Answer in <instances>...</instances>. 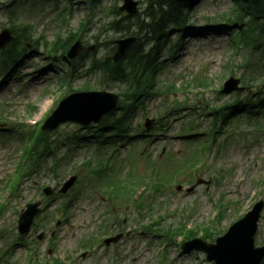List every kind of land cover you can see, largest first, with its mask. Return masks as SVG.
Segmentation results:
<instances>
[{
	"label": "rangeland",
	"instance_id": "1",
	"mask_svg": "<svg viewBox=\"0 0 264 264\" xmlns=\"http://www.w3.org/2000/svg\"><path fill=\"white\" fill-rule=\"evenodd\" d=\"M122 1L98 0V4L89 6L84 0H75L76 4L66 14L65 0H0V32L11 26L16 34L26 36L27 33L18 30L24 25L29 27L32 41L29 40L32 46L25 44L23 50L19 38L16 47L22 54L21 59L15 62L13 71L8 75L2 77L0 71V205L4 207L0 216V264H28L31 249L35 256L32 264H44L45 260L52 262L56 258L70 259L67 264H160L163 255L167 257L165 264H213L206 260L202 252L182 253L177 238L165 246L162 237L144 233L142 229L147 226L154 230L176 229L180 224L187 223H190L188 228L194 230H201V227L212 229L217 208L227 204V210L214 226L223 231L245 216L257 201L264 203L263 121V132L258 138L249 135V126L245 124L223 127L211 151H205L206 165H197L199 169L192 179L181 175L167 186L162 180V191L153 195L147 189L135 201L130 198V193L137 192L141 187L137 188L134 177L132 182L122 183L119 188L113 182L106 184L105 188L111 189L113 194L120 192L114 202H109L108 197L96 190L103 180L97 181L80 166L95 157L92 138L71 148L60 163L57 158L63 156L68 147L58 145L60 148L49 156L45 168L35 176L26 177L16 193L11 192L7 182L17 177V165L22 160L19 154H23L26 133L33 127L39 131L40 122L56 109L64 97L88 88L113 93L119 96V101L125 100L122 96L127 92L125 85L110 84L109 80L100 84L101 74L92 70V61L95 59L98 66L99 61L111 58L113 41L122 37L110 24L119 14L125 15L117 10ZM137 1L140 14L144 9V0ZM232 6L233 0H196L191 8H186L189 27L183 33L170 32L166 45L160 51L166 62L159 63L155 69L156 87L164 89L173 83L178 92L174 97L163 94L143 98L142 104L136 105L131 125L136 128L143 126L146 120L152 122L150 129H158L154 137L147 140L139 137L125 141L122 146L117 145L121 141L116 138L110 141L112 143L107 148L101 149L102 156L107 160L103 169L108 171L112 181L122 179L133 169L145 176L149 174L148 163H151V171L154 170L155 174L159 170L161 176L171 178V171L185 165L188 160L186 155L196 145L195 139H190L192 137L183 141L186 139V135L181 134L183 128L190 125L198 127V143L211 140L209 119L199 117L192 112V107L201 110L203 104L219 107L231 103L236 99L233 93H220L223 83L230 77L238 79L240 86L244 80L252 87L249 91L243 90L240 98L246 94L255 98L254 94L260 88L264 92V18L258 20L263 32L256 31L247 38L235 36L240 26H226L222 21ZM248 21L246 19L244 23ZM77 31L86 48H98L92 52L84 51L83 58L75 59L77 64L72 68H76L75 72L69 76L66 74L68 64L64 62L69 60L61 61L63 51L52 50L51 44L61 37L57 42L60 44L62 39ZM177 42H180V47L173 50ZM245 61L251 63L245 66ZM200 78H205L209 85L207 90L202 89L201 94H196L195 80ZM180 90L186 92L181 94ZM44 99L49 106L40 115L39 104ZM176 108L184 110L174 112ZM160 119L162 122L157 124ZM193 119L196 122L191 123L189 120ZM235 127L239 130L234 131ZM75 132L85 135L88 131L66 123L51 134L63 140L66 135ZM240 132L243 133L241 136ZM112 171L116 174L109 173ZM71 176H76L77 182L67 199L75 197L66 212L60 210L65 199H48L47 208L40 214L37 226L31 229L28 237H23L24 242H18L16 226L21 210L36 201L42 202L43 209L46 199L42 198V188L57 190ZM196 181H203V184L186 193L185 189L194 186ZM177 186H181L182 190L176 191ZM123 196L125 199H122ZM141 198L147 202L145 208L139 210L134 204L141 202ZM126 203H130L127 208L122 205ZM57 221L60 224L56 227ZM219 231H214L215 239L220 237ZM103 232L107 233L104 239L120 233L123 237L108 247L96 244L90 251L78 250L85 238L97 237V241H101L99 236ZM198 232L201 234V231ZM40 233L45 235V239L37 242L36 235ZM254 245L264 246V206ZM83 254L85 258L81 257ZM139 256L141 258L133 261Z\"/></svg>",
	"mask_w": 264,
	"mask_h": 264
},
{
	"label": "trees",
	"instance_id": "2",
	"mask_svg": "<svg viewBox=\"0 0 264 264\" xmlns=\"http://www.w3.org/2000/svg\"><path fill=\"white\" fill-rule=\"evenodd\" d=\"M233 1L235 4L232 9L233 14L239 20H242L245 17H251L252 19L247 27V31L244 32V34L249 37L250 33L259 28L257 21L261 17H264V0ZM84 2L88 3L89 6L98 4V0H84ZM144 2L145 8L140 15L131 19L128 16H120L119 14L118 17L110 23L112 29L115 30L116 33L122 34V36L132 34L137 36V41L127 52L122 64L119 63L113 65L112 63H102L99 66V69L102 70L112 82L118 81L120 83L132 84L129 89L130 95L127 97L129 103L127 105L126 103H123L122 106L119 107L120 113L118 115H109L103 119L97 129H95L93 137L99 143H106L110 138L105 135L106 131L112 132L111 138H118L121 141L129 140L131 138L129 135V130L131 129L130 117L133 113L134 104L137 100L143 97L144 94H160L159 90L155 92L151 91L153 87L151 84L153 81V72L148 70L149 61H147V58L149 53L158 49L157 46L167 36L170 30L180 29L183 26H186L187 15L185 14V8L188 7L190 0H144ZM76 37V34L68 37L67 41L63 44L64 50L71 46ZM25 42H28L27 38H25ZM147 43L153 44V47L146 50L145 47L148 45ZM14 47L15 43H11L8 50L11 51ZM0 57V68H4L7 61H12L17 56L15 54L4 52ZM243 83L250 89L246 81H243ZM195 86L197 89L202 88L207 90L208 88V85L206 86L205 78L196 79ZM172 92H174L173 85H171L165 93L169 95ZM255 95V100L250 97H245L244 99H239L238 97L232 103H226L219 108L211 109L213 116L209 128L211 133H213L212 145L216 142V137L221 134L223 127L229 128L238 124L249 126L251 132H254V134L257 135V138L259 137V134L262 131V125L258 118H264V94H262V90L260 89ZM179 105L180 104L177 103V106ZM183 110L184 109L181 108L178 110L177 108V112ZM192 110L195 111L194 108ZM183 130H193V126L190 125L189 127L183 128ZM233 130L237 131L239 128L235 127ZM31 135L30 138L35 139L31 141L30 145L25 148L24 151L25 156L31 164V171L33 170L35 172L45 160V155L53 150L54 140H52V137L49 134L40 133L34 137V132H32ZM204 149L208 150L209 146L206 142H200L198 148L199 152ZM195 151L187 155L188 160L185 161L184 164L186 163L192 166L194 162H196L198 151ZM159 179L161 180V178ZM166 179L169 180L168 178ZM151 186L155 187L153 179L151 181ZM169 234L170 232L167 233V236ZM209 237L210 235L206 236V238ZM190 238H195V234L190 236Z\"/></svg>",
	"mask_w": 264,
	"mask_h": 264
},
{
	"label": "water",
	"instance_id": "3",
	"mask_svg": "<svg viewBox=\"0 0 264 264\" xmlns=\"http://www.w3.org/2000/svg\"><path fill=\"white\" fill-rule=\"evenodd\" d=\"M128 15L137 12V3L132 0H124L119 9ZM11 41L7 31L0 34V50ZM134 39H124L115 42L116 52L113 55V62L117 63L133 44ZM93 49V48H92ZM82 52L79 42L75 43L69 53L68 58L74 59ZM238 81L229 79L224 85L225 91L238 90ZM118 98L115 95L100 93H80L72 94L59 103L58 108L44 124L43 132H53L59 125L71 122L87 126L98 122L103 116L115 110ZM75 182V178L70 179L64 184L61 193H65ZM44 194L50 196V189H45ZM40 203L28 205L26 210L22 211L18 220V231L21 235L26 234L33 222V219L39 214ZM263 203L258 202L246 216L230 227L228 232L216 240L215 245H206L201 241H193L184 246V251L190 250L203 251L207 255V260L214 264H259L264 256V248H253V237L257 229L260 212ZM118 238L115 239V241ZM107 241L106 243H109Z\"/></svg>",
	"mask_w": 264,
	"mask_h": 264
},
{
	"label": "bare ground",
	"instance_id": "4",
	"mask_svg": "<svg viewBox=\"0 0 264 264\" xmlns=\"http://www.w3.org/2000/svg\"><path fill=\"white\" fill-rule=\"evenodd\" d=\"M49 106V103L47 102V99H44L40 104H39V113L40 115L44 113V111L47 110V107ZM139 257H135L133 261H136Z\"/></svg>",
	"mask_w": 264,
	"mask_h": 264
}]
</instances>
